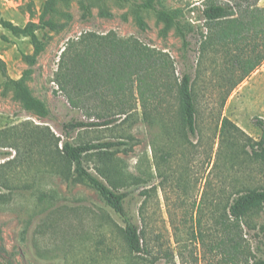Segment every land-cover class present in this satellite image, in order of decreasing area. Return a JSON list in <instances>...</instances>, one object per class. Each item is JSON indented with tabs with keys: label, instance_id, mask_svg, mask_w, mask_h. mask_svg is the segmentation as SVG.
I'll return each mask as SVG.
<instances>
[{
	"label": "rangeland",
	"instance_id": "rangeland-1",
	"mask_svg": "<svg viewBox=\"0 0 264 264\" xmlns=\"http://www.w3.org/2000/svg\"><path fill=\"white\" fill-rule=\"evenodd\" d=\"M47 0H0L2 18L18 26L39 23ZM141 3L145 0H132ZM169 7L184 8L186 20L196 29L189 35V48L172 30L166 38L164 26L152 11H144L146 28H140L132 8L107 1L113 17L82 20L74 2L71 19L57 32L41 30L47 43L36 65L27 56L34 53L30 38L16 37L0 26V264H219L222 256L213 238L220 234L216 221L228 213L232 183L238 188H264V165L241 158L228 170L229 150H221L224 119L231 120L246 138H263L264 61L242 83L227 71L222 54H205L204 36L209 34L200 10L204 0H163ZM62 9V8H61ZM195 11V14L192 12ZM87 32L135 37L170 55L176 76H193L198 109V133L189 140L168 135L150 126L142 109L108 126L72 132L74 143L122 141L127 146L108 154L85 157V166L104 181L130 192L125 207L132 221L145 233L146 253L132 254L124 240L125 220L111 209L96 190L79 182L68 183L51 161L57 138L65 140L64 125L72 120H90L84 110L74 108L55 82L63 51L69 41ZM20 79L28 69L33 95L46 103L47 118L28 110L15 92L5 85V76ZM227 77V79H225ZM232 77V79L230 78ZM176 109V103L174 102ZM173 111V110H172ZM13 135L7 139V134ZM7 144L8 148L2 146ZM62 149V142L60 144ZM250 151V149H248ZM58 157V155H57ZM223 218V217H222ZM221 218V219H222ZM202 224V226H201ZM264 213L251 215L240 224L239 241L257 258L264 259ZM217 228V233H215ZM203 229L207 236L196 240L192 233ZM205 241V242H204Z\"/></svg>",
	"mask_w": 264,
	"mask_h": 264
},
{
	"label": "trees",
	"instance_id": "trees-1",
	"mask_svg": "<svg viewBox=\"0 0 264 264\" xmlns=\"http://www.w3.org/2000/svg\"><path fill=\"white\" fill-rule=\"evenodd\" d=\"M107 1L129 5L138 26L143 30L146 28L143 12H154L164 24L162 37L166 38L175 30L184 46L189 48L188 37L196 29L186 20L184 8L169 7L163 0H145L141 3L132 0H47L39 23H29L22 27L0 15V26L16 37L31 39L34 53L26 59L34 66L47 48V43L38 35L39 31L57 32L63 29L64 25L59 24L57 19L66 17L70 20L69 9L74 2L82 11V20L93 17L95 7L100 9L101 16L111 18L113 14L104 6ZM260 1L204 0L199 11L209 28V34L204 36L206 40L203 42L202 52L205 54L206 51L213 50L216 55L222 54L226 67L228 66L227 71L232 74L236 71L240 73L235 85L242 83L264 61V7L260 6ZM33 73V69H28L20 79L15 80L3 68L5 85L15 92L28 110L47 118L50 115L48 106L33 95L28 85ZM193 81V76L188 71L181 78L176 76L175 64L169 54L152 48L135 37H120L116 32H87L69 41L63 51L55 82L70 104L78 110H84L90 120H72L64 125L67 139H56L57 154L55 151L50 165L68 183L77 181L96 190L106 204L125 220L124 240L132 254L146 253L147 246L145 233L132 221L125 207L130 192L122 191V186L115 182L107 185L85 166V157L91 154L105 155L114 148L127 146L128 143H74L68 136L72 132L108 127L118 122L119 117L126 116L128 120L141 107L143 118L151 127L158 125L168 135L187 141L198 133V109ZM174 102L176 109H172ZM260 126L263 138L255 142L246 138L244 132L231 120H223L220 145L221 150L225 147L229 150L228 170L241 167L240 159L246 157L254 164L264 165L263 121ZM6 136L8 140L13 137L10 133ZM2 147L9 146L4 144ZM235 181L236 183H232L235 191L228 213L225 212L216 221L220 234L215 228L217 234L213 241L215 251L222 256L219 264H264V259L257 258L246 250L238 237L243 221L251 215L264 213V188H238L239 181L237 178ZM262 229L264 230V226ZM192 236L196 240H204L207 234L200 229L197 233L193 232Z\"/></svg>",
	"mask_w": 264,
	"mask_h": 264
},
{
	"label": "crops",
	"instance_id": "crops-1",
	"mask_svg": "<svg viewBox=\"0 0 264 264\" xmlns=\"http://www.w3.org/2000/svg\"><path fill=\"white\" fill-rule=\"evenodd\" d=\"M260 6L264 7V0L260 1Z\"/></svg>",
	"mask_w": 264,
	"mask_h": 264
},
{
	"label": "built area",
	"instance_id": "built-area-1",
	"mask_svg": "<svg viewBox=\"0 0 264 264\" xmlns=\"http://www.w3.org/2000/svg\"><path fill=\"white\" fill-rule=\"evenodd\" d=\"M192 14H195V12H192Z\"/></svg>",
	"mask_w": 264,
	"mask_h": 264
}]
</instances>
